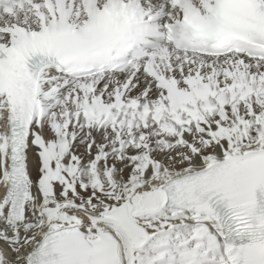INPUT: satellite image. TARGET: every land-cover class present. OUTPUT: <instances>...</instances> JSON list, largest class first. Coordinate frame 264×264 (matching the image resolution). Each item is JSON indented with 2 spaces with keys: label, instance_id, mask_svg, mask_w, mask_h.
<instances>
[{
  "label": "snow or ice",
  "instance_id": "obj_1",
  "mask_svg": "<svg viewBox=\"0 0 264 264\" xmlns=\"http://www.w3.org/2000/svg\"><path fill=\"white\" fill-rule=\"evenodd\" d=\"M0 264H264V0H0Z\"/></svg>",
  "mask_w": 264,
  "mask_h": 264
}]
</instances>
